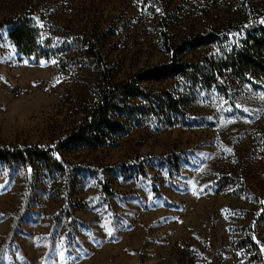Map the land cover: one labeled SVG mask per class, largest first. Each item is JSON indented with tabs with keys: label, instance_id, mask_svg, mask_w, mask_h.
Returning <instances> with one entry per match:
<instances>
[{
	"label": "rangeland",
	"instance_id": "obj_1",
	"mask_svg": "<svg viewBox=\"0 0 264 264\" xmlns=\"http://www.w3.org/2000/svg\"><path fill=\"white\" fill-rule=\"evenodd\" d=\"M246 3L0 0V147L57 145L94 103L101 69L111 83L125 81L167 62L165 45L223 34L221 45L178 54L202 66L240 36L232 25L247 17ZM16 17L37 27L50 58L13 44ZM257 80L261 88L233 83L228 96L183 77L145 81L148 92L187 101L177 123L126 98L123 107L138 108L117 114L124 133L103 146L59 147L51 164L0 158V264H264V77Z\"/></svg>",
	"mask_w": 264,
	"mask_h": 264
},
{
	"label": "trees",
	"instance_id": "obj_2",
	"mask_svg": "<svg viewBox=\"0 0 264 264\" xmlns=\"http://www.w3.org/2000/svg\"><path fill=\"white\" fill-rule=\"evenodd\" d=\"M245 11L247 17L232 25L240 36L232 38L231 46L223 49L220 55L205 57L202 66L183 62L178 54L185 50L195 51L215 44L221 45L224 43L223 34L208 32L198 35L183 40L174 49L165 45L169 56L167 62L141 70L125 81L111 83L101 69L103 86L99 88L94 103L71 135L55 146L18 149L0 147V158L20 161L25 166H31L33 158L51 164L57 162L55 153L59 147L103 146L110 142L112 135L119 136L124 133L125 126L116 117L121 111L127 110L122 106L126 98L141 99L145 102V112L160 117L168 125L177 123L178 115H183L181 107L187 101L168 91L148 92L141 86L145 81L162 82L183 77L199 89L212 88L223 96L230 94V86L236 82L261 88L257 79L264 77V0H247ZM11 22L13 25L8 32L9 38L22 54H33L36 58L45 59L53 55L52 50L38 47V29L31 21L25 17H16ZM88 50L101 68L100 55L92 47H88ZM137 108L127 111L135 113ZM141 170L145 174V170Z\"/></svg>",
	"mask_w": 264,
	"mask_h": 264
}]
</instances>
